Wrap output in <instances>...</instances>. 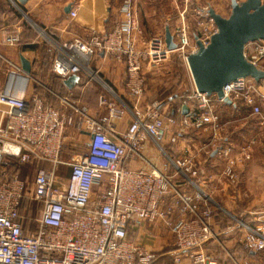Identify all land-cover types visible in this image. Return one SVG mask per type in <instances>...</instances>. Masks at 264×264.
<instances>
[{"label":"built area","instance_id":"1","mask_svg":"<svg viewBox=\"0 0 264 264\" xmlns=\"http://www.w3.org/2000/svg\"><path fill=\"white\" fill-rule=\"evenodd\" d=\"M121 13L123 18L105 35L93 33L50 45L52 69L62 80L84 72L96 77L95 59L101 53L125 65V86L133 106L120 99L124 109L116 108L102 95L99 102L109 106L110 114L99 118L85 104L79 106L67 96L60 97V108L31 88L20 57L14 56L21 30L3 35L8 53L0 49V70L9 82L0 89V264H152L157 259L154 252L129 236L131 227L141 222H162L173 234L176 262L188 258L193 264H218L205 250L217 236L211 224L214 209L194 180L204 175V169L194 155L170 156V148L161 142L176 128L170 136V142L176 144L183 130L193 127L213 132L212 140L202 144L198 154L215 147L222 129L218 104L226 102L217 93L195 88L180 105L193 101V108L180 117L163 114L158 103L142 108L145 64H159L169 50L162 38L139 43L134 0H124ZM203 13L202 8L199 19ZM77 14L76 9L70 12L72 18ZM217 31L209 15L205 22L197 21L192 35L183 23L174 33L177 50H185L187 60L198 49L195 36L207 46ZM244 55L264 68V40L249 42ZM15 79H21L17 87L13 86ZM223 90L233 102L242 100L254 114H262L264 91L259 81L239 77ZM69 108L71 113H67ZM127 108L134 112V120L114 139L109 133L111 118ZM70 127L85 133L87 139L85 150L65 159ZM148 138L154 139L167 160L160 167H131L129 160L143 154ZM220 155L224 175L235 182L238 159L232 148H223ZM24 167L30 169L27 175ZM180 179L195 189L182 187ZM31 221L35 227L30 226ZM242 241L251 253L263 251L264 224L249 228Z\"/></svg>","mask_w":264,"mask_h":264},{"label":"crops","instance_id":"2","mask_svg":"<svg viewBox=\"0 0 264 264\" xmlns=\"http://www.w3.org/2000/svg\"><path fill=\"white\" fill-rule=\"evenodd\" d=\"M7 1L10 4L16 5L13 0ZM157 1H160L162 5H164V3L168 5L169 2L175 1L179 12H182V10L185 11L186 9L188 10V8H184L185 5L183 6V3L187 0H134L136 13L141 7L148 11L152 4ZM191 1H193L192 13L194 17H198V12L202 8L197 4L201 0ZM123 2L124 0H28L25 4H21V7L26 12L24 16H34L37 22V46L26 47L30 44L29 43L25 44V47L20 49L21 52H24V55L31 60L32 73L34 71L33 69H35L33 56L37 53V66L46 64L47 61L42 59V54L49 45L52 46L53 41L70 40L77 36L88 37L93 33L105 35L110 32L116 23L123 18L121 13ZM70 4L72 5L71 10L76 9L78 11L77 17L75 18L71 17V10L70 12H66L65 10ZM226 7H230L231 9V3L230 6L221 3L219 6H215L214 9L218 13L227 16L224 11ZM167 9L165 8V10ZM158 12L160 13V11ZM168 14V12L163 13V11H161V15L164 17L167 16V19L170 20ZM5 17L6 18L0 24V41H3L4 34L15 28L21 30L23 34L21 35L22 40L26 32L23 23L16 19L9 20V16L5 15ZM94 69L97 72L96 77H91L86 72L80 73L78 74L79 80L71 88L65 84L64 80L60 79V86L65 90L64 96L69 97L71 101H75L76 104H85L89 108L90 114L96 118L110 114L109 106L107 104L102 105L99 102L102 95L107 96L109 102L115 103L116 108L119 107V109H124V107H121L119 99L111 97V91L124 94L128 99L127 103L133 106V100L125 86L126 67L122 62L117 61L110 54L101 53L95 59ZM259 83L264 91V80H260ZM189 85V90L191 89V92L195 89L193 80H191V83L189 82ZM148 95L149 93L145 92V96L141 102L142 108H147L148 105L151 104ZM117 98L121 97L118 96ZM181 101L182 100H180V102ZM51 102L62 108L60 99ZM192 102L193 101L187 105V110L185 112L184 106L186 105L180 106V104H177L176 106L178 107L172 108L169 116L180 117V115L188 113L189 110L193 108L191 105ZM168 105L169 103L163 102L159 105V110L163 112V114H166ZM180 108L182 109L180 110ZM218 110L221 116L224 113L230 114L231 121L227 123L228 125L230 124V129L225 130L226 127L224 128V126L221 125L222 129L218 135L221 139L217 141V145L211 152L209 159L205 161H202L201 158L198 159V165L204 168V175L194 180H196V183L205 194L209 192L211 194H216V192L222 195L224 194V197H222L219 202L215 200V198L213 199L212 196L210 199L211 202L214 200V204L217 206L214 207V210L215 208L221 210V212L226 214L228 220H218V218H216L217 214H214L211 224L217 235L225 234L223 240L228 242L230 239L231 241L235 240L237 229L240 235L239 239H242L249 228L264 224V152L261 149V145L264 143V111L259 115L254 114L251 106L244 102L243 105H238L237 101H234L233 104L220 103L218 105ZM133 120L134 112L130 108L125 109L121 114L118 113L117 115H113L109 132L111 137L114 139L121 137L128 130ZM173 130L177 131L176 128H172L170 131L171 133L165 134L166 136L163 138L162 144L166 140L168 144L165 148H170L172 151L176 152L172 153L177 155V151H181L179 150L180 146H175V144L170 142V136L174 133ZM205 131L208 132L207 140H212L213 132L211 129H199L200 134L206 133ZM82 134L84 136L85 133ZM179 139L178 137L177 140L181 143ZM213 141L215 142V139ZM154 145L160 154H157ZM156 145L154 139L148 138L143 154L140 156H133L129 160V165L133 168L149 167L151 165L160 167L162 163L167 160L168 156ZM228 146L232 148L234 156L238 159L236 165L237 179L235 182L230 181L222 172L223 170H219V172L213 171L215 162L218 163L221 159L224 163L220 152L223 148ZM215 150L217 151L214 153ZM179 183L182 187H187L190 190L195 189V187H190L191 185L185 182L184 179H180ZM206 189L209 192H207ZM233 230H235V233ZM129 236L132 240L145 245L150 251L163 250L161 254L154 252L156 258H161V256L162 260L165 258L164 261L158 260L157 262L155 260V264H193L188 258H182L179 262L175 261V249L170 248L169 246L171 244L168 242L170 238L174 240L173 245H175V239L173 234L164 227L162 222H141L131 227ZM217 239L221 242V239ZM232 250L233 248H228L227 252L233 253ZM250 255H262V260L259 261V264H264V250L258 253L250 252ZM247 261L249 262L251 260L245 261V259H242L241 264ZM248 262L246 264H249Z\"/></svg>","mask_w":264,"mask_h":264},{"label":"rangeland","instance_id":"3","mask_svg":"<svg viewBox=\"0 0 264 264\" xmlns=\"http://www.w3.org/2000/svg\"><path fill=\"white\" fill-rule=\"evenodd\" d=\"M221 3H224L226 6H230L231 0H201L198 4L196 2V4L199 5V7L203 8V11H205V13L202 14V17L200 19L199 17H194L192 13L193 1L191 0H187L185 1V3H183V6L185 5L184 8H188V10L187 9L185 11L182 10V12L178 11L175 1L169 2L168 5L165 3L164 5H162L160 1H157L152 4V6L150 7V9H148V11L144 10L141 7L138 9L136 13L139 22V29H140V32H138L139 43L145 44V42L148 43L150 40H153L155 38L165 39L166 26L170 27L174 35V33H177L178 27L182 26L183 23H185V25L188 26L189 31L192 35V33L196 31L197 21L201 19L203 20V22L206 21L207 16L209 15L208 14L209 7L214 8L215 6H219ZM165 8L168 9L165 10ZM158 11H160V13ZM161 11H163V13L168 12L169 13L168 15L170 16L169 17L170 20L167 19V16L165 17L162 16ZM224 11L226 12V15H229L230 7H226ZM4 14L6 16H9L8 17L9 20L11 19L20 20V22L23 23L24 30L26 31V32L24 31L25 32L24 38L20 41L17 47L13 49L14 56L18 58L21 51L20 49L22 47L24 48L25 44L30 43L29 45L37 46V22L34 16L31 15H28L27 17L24 16L22 10H20L15 4L14 5L10 4L8 3L7 0L6 1L0 0V24L6 18ZM142 46L144 45H141L140 47ZM6 48L7 46L4 45L3 41L2 42L0 41V49L4 53L5 52L8 53L7 51L8 48L7 49ZM53 56H54L53 49L49 45L46 51L42 54V59L47 61V63L42 66L41 65L37 66V53H35V56H33L35 61L34 62L35 69H33L34 70L33 73H31V75L29 76L31 88L35 87L42 94V96L46 98L49 102L56 99H60V97L64 96L65 93V90L60 86L61 80L59 76H57L52 69ZM262 66H264V62ZM144 75L147 80L146 92L149 93L148 96L150 99L149 100L150 103H158V104H162L163 102L169 103V105L167 106L168 109L166 111L167 112L166 114H170V110L172 108L178 107L176 106L177 104L181 105L182 101L180 102V100L185 99L190 93L191 89L189 90L190 87L189 82L191 83L192 77L188 67L187 60L185 58V50H181V49L169 50L167 52L166 58L163 61H161L159 64L146 63L144 67ZM8 82L9 80L6 76V73L3 70H0V89H3L6 83ZM110 95L113 98L119 100L123 99L126 102L128 100L124 96V94H120L117 92L114 93L111 91ZM118 96H120L121 98H117ZM263 103L264 101L261 102L262 112L264 111ZM237 104L243 105L242 100H237ZM77 105L81 106L83 104L79 103ZM67 113H71L70 108L67 109ZM230 118L231 116L229 113H224L222 116L220 115V124L224 126V128L226 127L225 130L230 129V124L229 125L227 124L231 121ZM207 133L208 132L200 134L199 130L193 127L185 128L183 130V133L180 134L179 136L180 138L179 140L181 141V143L177 141V143L175 144V146L177 145L180 146L179 150H181V151H177V153L179 154L180 152L182 156L184 154L194 155L197 157V162L199 158H201L202 161L209 159L211 152L215 149L214 146H209L205 151L201 152L200 154H198L197 152L198 148H200L202 144L208 143L209 140H207V136H208ZM84 136L83 134L81 135V133L78 132L75 127H70L67 130L65 150L63 152V156L65 159H68L73 155L82 152V150H85V142H86L85 140L87 139V137ZM167 144L168 142L166 140L163 142V144L161 142V146L163 147H166ZM156 146L159 147L158 144ZM187 148H189V151H185ZM154 149L157 152V154H160L159 151H157L155 145H154ZM261 149L264 152V143L263 145H261ZM169 152H171L169 153L171 155L173 154L172 152L175 151H170L169 149ZM220 161H219L220 163L219 162L214 163L215 165H213L214 166L213 171L219 172V170H224L225 168L224 163L221 159ZM66 170L67 169L64 168L63 172L66 173ZM28 171H30V169L26 167L23 168L24 175H27ZM206 191L209 192L207 189ZM202 194L204 195L205 193ZM216 194H211L209 192L204 195L209 199L208 204H211L213 209L214 207L217 206H215L214 200L213 202H211L210 197L212 196L213 199L215 198V200H217L218 202L222 199V197H224V194L222 195L221 193H217V192ZM215 210H214L215 212L214 214L215 215L217 214L216 218H218V220H228L225 213L221 212V210L216 208ZM30 226L35 227L36 225L33 221H31ZM233 232L235 233V230H233ZM239 236L240 235L237 229L235 233V240L231 241L230 239L227 242L226 240H223L225 234H218L215 238L209 240V242L205 246V250L210 254H213L217 258L218 264H241L242 259H245V261L251 260L249 262L247 261L249 264H259V261L262 260V255L251 256L250 252L246 250V248L244 247L242 239H239ZM217 238L221 239V242ZM168 242L169 244H171L169 247L175 249V245H173L174 240H171L169 238ZM228 248L231 249L233 248L232 250L233 253L227 252ZM161 251L163 250L160 251L157 250L153 252H156L157 254H161ZM164 259L162 260V256H161V258L158 257L156 261L157 262L158 260L164 261ZM156 261H154L152 264H155ZM247 262H244L243 264H246Z\"/></svg>","mask_w":264,"mask_h":264},{"label":"water","instance_id":"4","mask_svg":"<svg viewBox=\"0 0 264 264\" xmlns=\"http://www.w3.org/2000/svg\"><path fill=\"white\" fill-rule=\"evenodd\" d=\"M27 1L13 0L24 14L26 12L21 4ZM71 8L72 5H68L66 12H70ZM208 14L218 31L207 46L195 36L198 49L187 55L188 67L196 90L217 93L220 99L233 104V100L224 94L223 87L227 83L239 77H252L256 81L264 79V68L255 65L244 55L249 42L264 40V0H231L229 15H222L213 7H209ZM165 42L168 50L177 49L169 26H166ZM20 62L24 77L28 78L32 73V63L21 51ZM78 80V74H71L64 82L71 88ZM186 110L187 106H184V112Z\"/></svg>","mask_w":264,"mask_h":264},{"label":"bare ground","instance_id":"5","mask_svg":"<svg viewBox=\"0 0 264 264\" xmlns=\"http://www.w3.org/2000/svg\"><path fill=\"white\" fill-rule=\"evenodd\" d=\"M20 80H21V79H18V80H17V79H15V80H14V83H15V84H14L13 86H14V87H17V86H19L18 84H19V81H20ZM20 82H21V81H20Z\"/></svg>","mask_w":264,"mask_h":264},{"label":"trees","instance_id":"6","mask_svg":"<svg viewBox=\"0 0 264 264\" xmlns=\"http://www.w3.org/2000/svg\"><path fill=\"white\" fill-rule=\"evenodd\" d=\"M35 45H27L26 47H34ZM60 78V77H59ZM61 79V78H60ZM200 128H197L199 130Z\"/></svg>","mask_w":264,"mask_h":264}]
</instances>
